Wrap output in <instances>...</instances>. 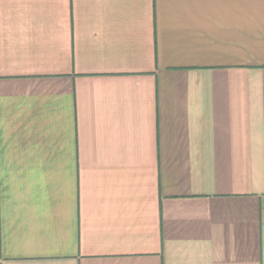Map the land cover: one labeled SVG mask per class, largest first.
<instances>
[{
    "label": "crops",
    "instance_id": "crops-1",
    "mask_svg": "<svg viewBox=\"0 0 264 264\" xmlns=\"http://www.w3.org/2000/svg\"><path fill=\"white\" fill-rule=\"evenodd\" d=\"M0 264H264V0H0Z\"/></svg>",
    "mask_w": 264,
    "mask_h": 264
}]
</instances>
